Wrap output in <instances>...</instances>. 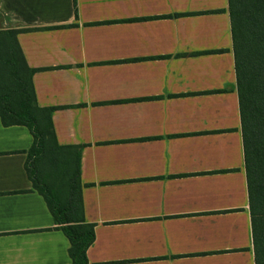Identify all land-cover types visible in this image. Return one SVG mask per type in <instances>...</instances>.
I'll list each match as a JSON object with an SVG mask.
<instances>
[{
  "label": "crops",
  "instance_id": "obj_1",
  "mask_svg": "<svg viewBox=\"0 0 264 264\" xmlns=\"http://www.w3.org/2000/svg\"><path fill=\"white\" fill-rule=\"evenodd\" d=\"M6 31L80 148L88 264H255L228 0H0ZM31 144L0 120V264H69Z\"/></svg>",
  "mask_w": 264,
  "mask_h": 264
},
{
  "label": "trees",
  "instance_id": "obj_2",
  "mask_svg": "<svg viewBox=\"0 0 264 264\" xmlns=\"http://www.w3.org/2000/svg\"><path fill=\"white\" fill-rule=\"evenodd\" d=\"M228 14L254 261L264 264V0H228ZM16 33H0V75L6 79L0 87V120L5 127L18 125L29 130L32 144L24 163L27 177L43 198L55 227L69 242V264H88L86 251L94 241V230L83 220L80 148L58 145L51 123L54 109L37 106L31 83L33 70L24 62ZM63 152V179L57 186L49 185L40 163L53 167Z\"/></svg>",
  "mask_w": 264,
  "mask_h": 264
},
{
  "label": "rangeland",
  "instance_id": "obj_3",
  "mask_svg": "<svg viewBox=\"0 0 264 264\" xmlns=\"http://www.w3.org/2000/svg\"><path fill=\"white\" fill-rule=\"evenodd\" d=\"M6 82V79H3V76L0 75V87H2ZM58 160L60 161L53 167H51L48 163L42 161L40 163V170L45 176V180L47 183L52 186H57L60 184L61 180L63 179V168L62 164L66 161V152H63L59 155Z\"/></svg>",
  "mask_w": 264,
  "mask_h": 264
}]
</instances>
